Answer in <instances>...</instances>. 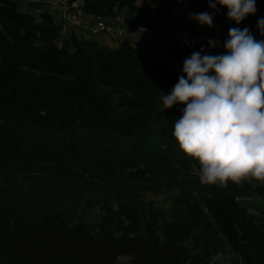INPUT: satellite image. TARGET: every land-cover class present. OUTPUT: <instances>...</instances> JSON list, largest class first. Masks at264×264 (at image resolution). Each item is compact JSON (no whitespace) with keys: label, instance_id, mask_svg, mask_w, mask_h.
<instances>
[{"label":"trees","instance_id":"obj_1","mask_svg":"<svg viewBox=\"0 0 264 264\" xmlns=\"http://www.w3.org/2000/svg\"><path fill=\"white\" fill-rule=\"evenodd\" d=\"M78 1L91 21L118 15L152 28L136 0ZM18 4L0 0V264H177L195 233L190 264H211L226 246L238 256L230 264H264V231L247 202L264 194V182L202 185L172 136L183 105L160 111L185 58L224 49L195 33L185 49L134 40L110 49L95 38L104 34L73 27L59 44V14L38 10L37 20ZM187 6L212 15L221 44L233 27L264 40V0L239 25L208 0ZM162 191H179L170 211L146 203ZM88 208L99 209L98 225L87 224Z\"/></svg>","mask_w":264,"mask_h":264},{"label":"clouds","instance_id":"obj_2","mask_svg":"<svg viewBox=\"0 0 264 264\" xmlns=\"http://www.w3.org/2000/svg\"><path fill=\"white\" fill-rule=\"evenodd\" d=\"M226 8L239 25L257 12L256 0H208ZM199 25L213 27L208 12L191 13ZM264 36V18L257 21ZM222 54L194 51L183 61L182 75L168 94L159 97L160 111L183 105L172 136L197 169L199 182L227 188L264 182V40L247 27L229 28L227 39L209 40Z\"/></svg>","mask_w":264,"mask_h":264},{"label":"crops","instance_id":"obj_3","mask_svg":"<svg viewBox=\"0 0 264 264\" xmlns=\"http://www.w3.org/2000/svg\"><path fill=\"white\" fill-rule=\"evenodd\" d=\"M138 8L145 9L151 20V27L162 32L164 39L160 46L174 45L177 48L188 47L192 33H195L204 43L209 40L220 41L223 37V30L220 26L214 25L208 28L206 25H199L195 20L190 19V11L187 5H178L173 0H136ZM99 44L110 49L118 47V41L113 37L98 35L95 37ZM138 48L148 47L147 38L139 36L133 41ZM165 63L172 69H176L178 63L171 57H164Z\"/></svg>","mask_w":264,"mask_h":264},{"label":"rangeland","instance_id":"obj_4","mask_svg":"<svg viewBox=\"0 0 264 264\" xmlns=\"http://www.w3.org/2000/svg\"><path fill=\"white\" fill-rule=\"evenodd\" d=\"M174 3H177L179 6L180 5H185L183 3H180L176 0H173ZM188 5V4H186ZM17 10L21 13L28 14L31 16L36 17L37 20L38 18V10L43 11L40 9V7H37L35 9L33 8H26L25 4H18L17 5ZM54 17V20L58 22V24L61 26V37L59 39V44L65 40L66 35L71 31V26L65 22L62 21L56 14ZM115 17H118L115 16ZM153 29V28H151ZM158 32L159 36L164 39V35L162 34L161 31L157 29H153ZM86 35V34H85ZM135 40V39H134ZM149 39H147L148 41ZM149 44V43H148ZM257 199H248L247 202L248 204V215L255 221L259 226L264 231V194H256ZM260 197V198H259ZM179 198V191H162L159 194L156 195H149L146 198V203H151L154 207L164 209L165 211H170L173 208L174 201H176ZM197 203L200 204V199L199 197H196ZM202 205V204H201ZM98 213L99 209L98 208H88L87 210V215L84 216L86 218V222L89 226H96L99 223L98 219ZM197 234L195 233L189 240H187L185 246H186V252H188V255L184 256L182 258L181 262H178L177 264H190V257L192 253H195L197 250L196 248V239H197ZM238 260V256L232 251L229 247L223 248L212 260L211 264H230L233 261ZM119 264H129V259L126 257H122L119 259Z\"/></svg>","mask_w":264,"mask_h":264},{"label":"built area","instance_id":"obj_5","mask_svg":"<svg viewBox=\"0 0 264 264\" xmlns=\"http://www.w3.org/2000/svg\"><path fill=\"white\" fill-rule=\"evenodd\" d=\"M20 4L37 5L43 11L59 14L62 21L67 22L71 27L81 30L90 35L100 33L114 37L118 42L134 40L144 36L151 47H155L162 38L155 30L143 26L128 27L121 17H114L109 20L91 21L85 18L81 9L82 4L78 0H12ZM188 4L189 0H176Z\"/></svg>","mask_w":264,"mask_h":264}]
</instances>
